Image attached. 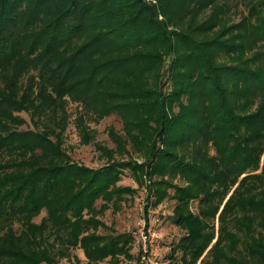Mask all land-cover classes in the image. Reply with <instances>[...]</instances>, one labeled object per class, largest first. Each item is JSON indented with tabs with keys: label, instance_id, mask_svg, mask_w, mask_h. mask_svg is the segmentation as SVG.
<instances>
[{
	"label": "trees",
	"instance_id": "trees-1",
	"mask_svg": "<svg viewBox=\"0 0 264 264\" xmlns=\"http://www.w3.org/2000/svg\"><path fill=\"white\" fill-rule=\"evenodd\" d=\"M69 103L120 119L105 164L65 152ZM125 170L155 206L173 189L172 264H264V0H0V264L127 256L83 234Z\"/></svg>",
	"mask_w": 264,
	"mask_h": 264
},
{
	"label": "rangeland",
	"instance_id": "rangeland-1",
	"mask_svg": "<svg viewBox=\"0 0 264 264\" xmlns=\"http://www.w3.org/2000/svg\"><path fill=\"white\" fill-rule=\"evenodd\" d=\"M243 6L241 5L233 9V14L231 15L233 20L236 21L240 18ZM68 111L71 116L65 132L63 144L65 152L74 161L89 167H99L105 164L107 156L101 154L95 145L99 143L108 149H113L114 143L109 138L108 129L109 127H113L115 131L121 133L122 123L120 119L116 115L111 114L97 121L93 118V115L83 112L81 106L76 103H69ZM20 114L27 120V125H23L22 128L31 126L29 115L25 112H21ZM78 114H83L86 128L93 134L94 139L89 144H85L81 140V135L75 123V118ZM132 154L136 156L135 153ZM114 156L115 158L122 157L119 154H115ZM123 157L127 159L126 154ZM147 182L148 178H143V182L140 185L130 176L129 171L125 170L116 186L129 187L134 191L131 193L124 192L119 195L120 197L113 198L109 202L103 200L96 202L98 212L95 214V217L99 223L95 226L91 225L83 234L92 233L110 237L120 233H130L132 240L127 245V256L120 254L117 263H114L113 258L106 257L95 262V264H172L179 257L180 252L178 251L173 255V258H170L171 248L183 234V230L171 220L175 203V200L171 198L173 189L167 188L169 196L163 197L155 206L153 203L148 202L153 198L151 197L148 200L150 193L147 189ZM174 182L179 183L180 181L175 179ZM191 206L195 210L194 202ZM44 214V211L41 212L39 216L34 218V221L38 222ZM89 214H85L84 218L88 219ZM142 229L145 231L149 229L155 234L151 252L146 255L148 256L147 260L146 256L145 259L143 258L145 254L142 252L139 239V233ZM54 244L55 248L60 246L57 241ZM56 259L58 261L55 264H89L82 247L77 245L75 247L69 246L67 255L57 256Z\"/></svg>",
	"mask_w": 264,
	"mask_h": 264
},
{
	"label": "built area",
	"instance_id": "built-area-1",
	"mask_svg": "<svg viewBox=\"0 0 264 264\" xmlns=\"http://www.w3.org/2000/svg\"><path fill=\"white\" fill-rule=\"evenodd\" d=\"M139 239L141 243L142 252L145 254L143 258L145 259V256L150 254L151 252V248L155 240V234L154 232H151L149 229H147L146 231L142 229L139 233ZM147 257L148 256H146V260Z\"/></svg>",
	"mask_w": 264,
	"mask_h": 264
}]
</instances>
